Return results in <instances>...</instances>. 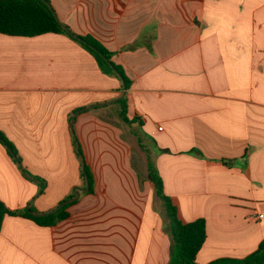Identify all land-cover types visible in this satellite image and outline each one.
I'll use <instances>...</instances> for the list:
<instances>
[{"label":"crops","instance_id":"obj_1","mask_svg":"<svg viewBox=\"0 0 264 264\" xmlns=\"http://www.w3.org/2000/svg\"><path fill=\"white\" fill-rule=\"evenodd\" d=\"M48 1L72 33L113 53L131 85L124 92L65 34L0 33V132L38 179L0 142V201L47 214L85 189L74 138L93 178L54 226L5 215L0 264H168V220L147 169L133 163L135 137L179 219L205 220L197 264L255 251L264 240V0Z\"/></svg>","mask_w":264,"mask_h":264},{"label":"trees","instance_id":"obj_2","mask_svg":"<svg viewBox=\"0 0 264 264\" xmlns=\"http://www.w3.org/2000/svg\"><path fill=\"white\" fill-rule=\"evenodd\" d=\"M61 24L48 0H0V33L10 36L33 37L45 33H61L69 36L85 48L95 59L99 69L105 75H110L121 80L125 85V91L130 88L131 80L126 76L121 66L112 60L113 53L108 51L94 37L80 36L72 33L66 26ZM124 89V88H123ZM121 106L120 118L124 122L127 119V97L118 100ZM85 108H79L75 112H83ZM0 142L8 149L25 176L38 180L30 175L21 165L14 145L0 132ZM77 146V154L81 159L82 181L88 183L92 190V174L89 167L84 163L83 153L78 147V140L74 138ZM147 177L153 184L157 197L162 201L165 215L168 220V233L171 237V254L168 264H197L196 255L206 240V223L204 219L183 223L177 213V208L171 198L165 194L163 180L156 169L154 162L147 152ZM76 196L71 192L65 199L59 202V209L49 214H38L34 207L29 206L23 210H9L0 201V223L5 215L30 219L39 226H54L68 217L67 208L73 203H65ZM56 207V208H57ZM208 264H264V240L258 248L244 258H221Z\"/></svg>","mask_w":264,"mask_h":264},{"label":"rangeland","instance_id":"obj_3","mask_svg":"<svg viewBox=\"0 0 264 264\" xmlns=\"http://www.w3.org/2000/svg\"><path fill=\"white\" fill-rule=\"evenodd\" d=\"M132 131V129H131ZM131 137H135L134 135H131ZM133 144H134V152H133V163L137 165L136 167L138 168L139 172H143L144 170L146 171V164H147V151L146 149L148 148L145 145V141L142 139L135 137L132 138ZM161 204V203H159ZM158 204V206H159ZM162 206V205H161Z\"/></svg>","mask_w":264,"mask_h":264},{"label":"water","instance_id":"obj_4","mask_svg":"<svg viewBox=\"0 0 264 264\" xmlns=\"http://www.w3.org/2000/svg\"><path fill=\"white\" fill-rule=\"evenodd\" d=\"M63 27H64V26H63ZM123 88H124V92H125V85H124V84H123ZM121 97H124V94H123ZM82 191H88V183H87L85 189H78V190L76 191V194H77V195H76L75 198L69 199V200H67L65 203H69V202H72V201H74L75 199H77V197H79V195H80V193H81ZM58 209H59V207L53 209L52 211L48 212L47 214H49V213H53V212H56Z\"/></svg>","mask_w":264,"mask_h":264},{"label":"built area","instance_id":"obj_5","mask_svg":"<svg viewBox=\"0 0 264 264\" xmlns=\"http://www.w3.org/2000/svg\"><path fill=\"white\" fill-rule=\"evenodd\" d=\"M160 129V128H159ZM262 216L260 215L259 218H261Z\"/></svg>","mask_w":264,"mask_h":264}]
</instances>
